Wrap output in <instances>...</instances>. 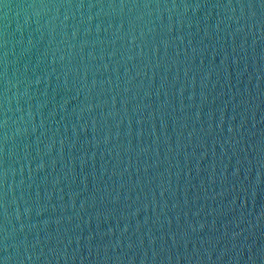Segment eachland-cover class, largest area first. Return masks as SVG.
I'll return each mask as SVG.
<instances>
[{
  "label": "water",
  "instance_id": "obj_1",
  "mask_svg": "<svg viewBox=\"0 0 264 264\" xmlns=\"http://www.w3.org/2000/svg\"><path fill=\"white\" fill-rule=\"evenodd\" d=\"M2 264H264L260 0H0Z\"/></svg>",
  "mask_w": 264,
  "mask_h": 264
},
{
  "label": "snow or ice",
  "instance_id": "obj_2",
  "mask_svg": "<svg viewBox=\"0 0 264 264\" xmlns=\"http://www.w3.org/2000/svg\"><path fill=\"white\" fill-rule=\"evenodd\" d=\"M261 7H264V0H260ZM0 264H2V261H0Z\"/></svg>",
  "mask_w": 264,
  "mask_h": 264
}]
</instances>
